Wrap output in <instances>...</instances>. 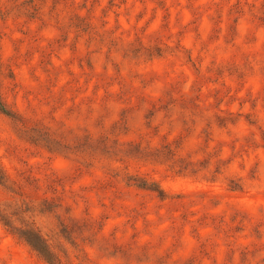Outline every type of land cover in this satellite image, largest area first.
Instances as JSON below:
<instances>
[{
    "label": "rangeland",
    "instance_id": "1",
    "mask_svg": "<svg viewBox=\"0 0 264 264\" xmlns=\"http://www.w3.org/2000/svg\"><path fill=\"white\" fill-rule=\"evenodd\" d=\"M0 101V264H264V0H0Z\"/></svg>",
    "mask_w": 264,
    "mask_h": 264
},
{
    "label": "trees",
    "instance_id": "2",
    "mask_svg": "<svg viewBox=\"0 0 264 264\" xmlns=\"http://www.w3.org/2000/svg\"><path fill=\"white\" fill-rule=\"evenodd\" d=\"M4 103L2 101H0V111H4L3 108L4 107ZM46 134V133H45ZM48 137H50L49 134H47ZM51 140L53 139V141L55 143H57L54 138H50ZM79 139V138H78ZM86 143H95L96 140H93L91 137H85L83 139ZM81 164V163H80ZM138 185L140 186H145V183H139ZM149 187H152V184H150ZM152 189L156 190L155 188L152 187ZM160 196H162L159 193ZM4 225H7V223H4ZM25 240L34 247L35 250L38 251V253L40 255H42L45 259H47V261L50 264H54V261L57 260V257L50 251L48 244H46V241L44 240V238H42V236H40L38 234V232L36 230H34L33 228L28 229V231H26V235H25Z\"/></svg>",
    "mask_w": 264,
    "mask_h": 264
}]
</instances>
